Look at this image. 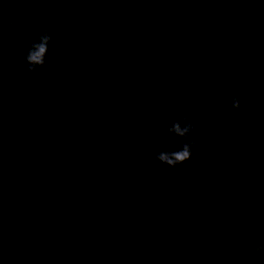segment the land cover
Returning <instances> with one entry per match:
<instances>
[{"label": "clouds", "instance_id": "clouds-1", "mask_svg": "<svg viewBox=\"0 0 264 264\" xmlns=\"http://www.w3.org/2000/svg\"><path fill=\"white\" fill-rule=\"evenodd\" d=\"M207 9H201L197 15V19H201L203 15L207 13ZM9 32L15 27L13 21H9L3 26ZM52 41V34L48 26L44 25L41 27L37 34V39L32 41L25 49L24 58L26 61L27 73H36L39 68L46 65V57L49 52V44ZM232 107L234 111L230 114L231 121L235 122L240 119L241 102L238 97L232 98ZM144 115V110L141 109L138 113V117ZM171 123H163L159 129V136L162 142H167L168 138L175 137L173 139V149L157 151L155 159L162 165H167L171 168H176L185 162L189 161L193 156V150L198 147L197 141L192 137L193 132L196 129V123L190 119L188 115L180 117H169ZM234 127V124L230 125ZM154 171H162L159 167L155 168ZM253 252L256 255L264 258V242L258 243L254 246Z\"/></svg>", "mask_w": 264, "mask_h": 264}]
</instances>
